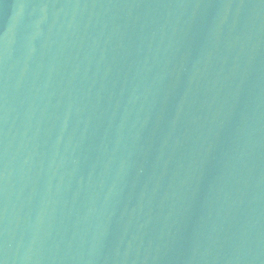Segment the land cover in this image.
<instances>
[{
	"label": "water",
	"instance_id": "95a60500",
	"mask_svg": "<svg viewBox=\"0 0 264 264\" xmlns=\"http://www.w3.org/2000/svg\"><path fill=\"white\" fill-rule=\"evenodd\" d=\"M0 264H264V0H0Z\"/></svg>",
	"mask_w": 264,
	"mask_h": 264
}]
</instances>
